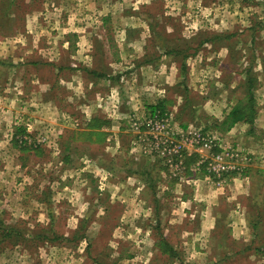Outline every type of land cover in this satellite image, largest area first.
Masks as SVG:
<instances>
[{
	"label": "rangeland",
	"instance_id": "obj_1",
	"mask_svg": "<svg viewBox=\"0 0 264 264\" xmlns=\"http://www.w3.org/2000/svg\"><path fill=\"white\" fill-rule=\"evenodd\" d=\"M90 46L99 58L107 55L102 50H118L115 74L124 77L105 106L98 99L103 112L117 109L121 95L144 103L117 118L119 133L108 140L84 134L95 128L77 105H67L65 80L80 72L79 50ZM130 62L148 70L141 76ZM249 69L255 121L226 135L220 124L244 103ZM158 100L165 109L156 112L170 115L171 132L191 124L250 156L237 174L215 179L203 165L195 176L207 175L218 187L257 166L254 188H264V0H0V264H207L240 249L224 224L241 200L219 205L211 250L191 247L204 205L181 203L174 212L176 178L157 154L144 152L151 150L147 129L131 127ZM136 187L135 201L128 192ZM254 207L264 220V203ZM189 210L191 218L184 216ZM262 235L232 260L253 264L264 257L252 248L264 246Z\"/></svg>",
	"mask_w": 264,
	"mask_h": 264
},
{
	"label": "crops",
	"instance_id": "obj_2",
	"mask_svg": "<svg viewBox=\"0 0 264 264\" xmlns=\"http://www.w3.org/2000/svg\"><path fill=\"white\" fill-rule=\"evenodd\" d=\"M79 40L82 41V36H79ZM92 49L93 48L91 47V50L89 51L85 49L79 50L80 51V53L78 52L79 55L80 56L82 55V57H80L79 59H82L80 60V62L81 65H83L82 68L79 70L81 73L80 72L73 73L75 75L71 76V79L67 78L65 80L67 88L70 90L67 97L68 98L67 105L68 106L77 105L78 109L81 112V115H83L82 117L85 118V120L90 123L88 124V126H92L93 122L95 121L100 122L99 127L98 126L93 127L95 128L93 131L90 130L85 131L84 134L88 132H89L88 134H92L93 132L95 137L105 138V140H108V136L112 134L114 135L115 133H119L117 130H119L121 127L118 123H115L116 120H118L117 118L124 117L125 115L123 113L127 110H129L130 113L134 110H137L140 106H143L144 103H142L140 99H136L134 100V102L124 100L121 95L117 102L118 103V106H116L117 109L112 111H109L110 110L109 109L107 113L103 112L104 107H101V105L105 106L106 105L105 102L108 103V100H110L108 97L113 96L111 95V93H113L114 90L115 91L117 90L118 84L116 83V80L118 79L119 81H122V79L124 80V77L122 78L121 76L117 77V74H115L116 72L115 69H117L118 63L120 62L116 57L118 50L117 51L102 50L104 54L107 55L104 58L101 57L99 58L97 57L98 51H96L95 54L93 53L94 49L93 50ZM132 51H133L132 49L128 50V52L131 53V55L138 56L137 54L138 52L136 51L132 52ZM140 53H142L143 56V52ZM104 59L108 60L109 62L108 68H105L106 65L104 64ZM134 66L135 64L130 62L128 69H132ZM139 68L140 69L138 68L136 69L133 68V69H135V72L140 74H142L141 72L146 71L145 69L148 70L147 67H139ZM138 70L140 72H138ZM143 75L144 74H142L141 76ZM145 82L146 81L143 80L142 84L144 83L145 85H147ZM136 89L137 86H134V81H132L131 84L129 85V90H131L130 92L131 96L133 95L135 96ZM100 98H103L101 100L102 101L101 105H99V101H98V99ZM129 99L131 98L129 97ZM74 100H77V102H74ZM160 101L161 100H158L156 101V103ZM132 103H135L136 105H133ZM72 110L73 109H71V111ZM116 112L118 116L115 114ZM102 121L105 122L106 124L104 125ZM234 129L235 127L230 129V131L226 135L231 134L234 131ZM97 142L99 141L95 140L94 144H97ZM117 144L118 143L115 140L113 143L115 150L118 148V146H116ZM103 146L105 147L106 145ZM183 153H184L183 154L184 158L182 161L183 165L184 163L185 165H187V162L190 161H192L191 163H193L194 165L198 162L200 158L198 152L194 150H190L189 148H187V150H184ZM191 158L193 160H191ZM190 165L187 167L186 170L188 175L184 174V176H186L184 177V181L179 182L177 179H175L176 182H174V184H170V186L171 185L173 186V195L175 199L179 202V207H180L179 209H177V211L175 209L174 212L176 213L180 212L181 203L182 204L188 203V205L191 206L194 205L196 202L202 201V204L204 205L203 212L201 213L200 227L196 232L191 234L192 236L189 238L190 243H192L191 247L193 246L197 248L209 247L211 250V241L213 238V233L216 230L215 227L217 226V222H218L217 219L220 216V213L218 211L219 205L222 203L232 204L234 201L239 202V200H241L242 203H238V207L237 206L233 207L229 209L228 213H226L225 219L227 220V222H225L224 224L228 237H230L232 241L239 240L238 243L241 244L240 249L239 250L237 249L235 251L232 250H228L227 252L225 251L226 254L224 253L223 256H221V258L219 257L210 258L211 260L208 259L209 261L206 263L207 264H218V263L246 264L244 261L232 260V259L233 258L238 259L240 256L244 255L245 250L250 249L249 245L255 242L254 240L259 236L260 232L261 233L263 232L262 236H264V220H261L262 217L261 213L260 212L256 213V207H254L255 202L259 203L261 201L264 203V188H262L260 185L257 186V188H254V185L256 184L254 175L257 173L255 169H258V167L252 166V168L248 170L247 177L244 178L233 177L232 179L231 178L228 179L225 184L218 185V187H215L216 185L214 183L208 181L209 178L206 177L207 175L204 176L203 174V177H201V174L195 176L192 173V169H191L193 165L192 166ZM260 169L263 168L260 167L259 170ZM147 171H149L148 167H147ZM258 173L261 172L258 171ZM128 179L132 181L137 180L135 177H131V176H129ZM137 181L139 182L140 180L138 179ZM143 184L144 183L142 182V185ZM159 184H161L164 190L169 188V185L167 186L166 183L159 182ZM262 185L264 186V183ZM140 188L141 190H143L145 187L141 186ZM136 189L137 187L135 189L131 188V192H128V197H131V199H135V201L139 198L137 197L138 194L136 192ZM187 191L189 192V194H187ZM107 199L117 200L118 196L116 194L113 195L110 194ZM251 207H253L255 211L253 210L252 212L250 209ZM129 213L133 215L134 209L133 208L130 209ZM190 214H192V211L187 212L185 213V215L184 214L183 215L189 216L190 218L193 217V215ZM250 216H253L257 221L256 227L254 229L251 228V220L249 219ZM258 247L264 250V246H256V247L252 246L255 254H260L258 251ZM221 248L224 249V245H222ZM253 264H264V257H259L257 260H253Z\"/></svg>",
	"mask_w": 264,
	"mask_h": 264
},
{
	"label": "built area",
	"instance_id": "obj_3",
	"mask_svg": "<svg viewBox=\"0 0 264 264\" xmlns=\"http://www.w3.org/2000/svg\"><path fill=\"white\" fill-rule=\"evenodd\" d=\"M169 116L167 113H150L146 118L136 119L131 127L133 130H138L140 127L147 129L152 141L151 150L143 148L144 152L157 154L179 182L184 181V176L181 174L183 169L181 158L187 148H192L200 156L192 171L196 172L204 165L207 172L215 179L237 174L249 165L251 159L247 152L234 147L233 144L222 143L216 134L205 132L191 124L171 132ZM29 129L31 127L27 126L26 130L30 131ZM173 136L178 137L181 142L176 143V140L172 139Z\"/></svg>",
	"mask_w": 264,
	"mask_h": 264
},
{
	"label": "trees",
	"instance_id": "obj_4",
	"mask_svg": "<svg viewBox=\"0 0 264 264\" xmlns=\"http://www.w3.org/2000/svg\"><path fill=\"white\" fill-rule=\"evenodd\" d=\"M219 38L218 35H214L212 39H209V41H213L214 39ZM204 43H207L208 41H203ZM247 80L245 82V101L244 103L238 102L236 105L230 108L226 116L221 122V132H227L230 129H232L236 124L242 123L245 125H252L255 121L256 117V107H255V100L253 95V89H254V83L256 79L252 76L251 70L249 69L247 71ZM164 103L162 101L155 103L154 105L149 107L150 113H155L156 111H160L161 113L164 111ZM149 113V114H150ZM96 122V121H95ZM93 122L92 126H89L90 128L93 127H99L100 122ZM257 221L251 222V228L254 229L256 227ZM13 231H5V236H9ZM169 252H171V249H169Z\"/></svg>",
	"mask_w": 264,
	"mask_h": 264
}]
</instances>
